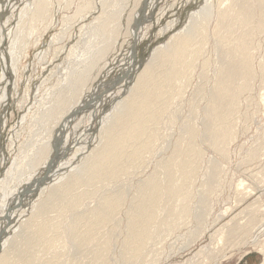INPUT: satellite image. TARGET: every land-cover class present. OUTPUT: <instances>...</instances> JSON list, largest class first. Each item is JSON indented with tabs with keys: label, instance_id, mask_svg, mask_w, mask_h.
Segmentation results:
<instances>
[{
	"label": "bare ground",
	"instance_id": "obj_1",
	"mask_svg": "<svg viewBox=\"0 0 264 264\" xmlns=\"http://www.w3.org/2000/svg\"><path fill=\"white\" fill-rule=\"evenodd\" d=\"M35 1L32 3L33 8L28 9L25 6L26 8L23 7V9L21 8L22 10H19L18 23L11 30L6 29V25L2 24L1 21L8 2H0V60H6V55L3 50L5 47L4 43L6 42L5 49L9 54L13 69L15 68L16 55L18 54L17 48L19 46L21 47L19 44L28 37L29 33H32L30 31H32L31 28L33 25L37 27V22L40 21L46 22L44 23L47 24L45 28L53 24L51 22L53 19L49 18L50 0ZM60 1L58 0V3L63 4ZM68 1L66 2L67 4ZM131 1L96 0L93 2L96 6L99 5V8L101 6V10L99 9L100 15L97 18L95 17V23L87 26L81 24V28L79 27V31H83L84 29L88 30L89 32L86 31L87 33H85L88 36L86 35L87 38L84 36V40L81 43L77 40L80 44L77 42L76 45L71 46L66 60L68 61V66L67 72L64 71L66 72L64 73V79L61 81L60 77V81L58 79L59 83H56L57 86L55 85V89H52L53 91L56 90L57 94L55 100L52 98L55 94L50 97L54 101H52L53 104L48 105L49 108L47 106L46 110L43 108L45 105L41 107L45 111H42L43 113L41 112L42 114L40 116L38 115L39 117L36 121H30L32 124L35 122L38 125L40 124V131L39 129V132L37 130L33 131L34 129H32L31 134H29L30 137L27 139L29 142L27 141L25 145L19 148V153H17L19 154L18 157L15 160L13 158L14 162L5 173L3 179L0 180V190L4 194L3 201L2 203L0 202L1 230L6 225L9 217H11L10 213L13 206L21 203L35 188L50 182L52 176L61 164V157L65 154L64 146L68 139V129L73 121H75V118H77L76 116L86 110L91 111L99 105L104 93L108 91V88L112 84L127 81L128 78L121 77L127 72L128 68L133 67L136 63V49L140 30L139 17L143 10L151 11L155 2V0H134L135 2L132 4ZM54 2L55 4L57 3L56 0ZM82 2L85 3V0ZM90 2L86 1L84 5L82 3L83 6L81 5L82 7L77 9L78 11L73 16L75 18L74 22L77 17L84 18L86 13L93 11V6ZM130 2L132 7L130 6ZM71 4H68L67 7ZM214 4L213 0L201 1L197 9L188 14L186 24L182 30L178 34L170 37L164 45L155 48L145 70L138 77L136 85L130 89L126 100L117 105V113L109 120L106 132L100 139L99 147L97 145L98 148H94L97 150L95 152L93 150L88 157L83 158L76 165L75 173L65 183L55 187L54 194L51 195L52 198L49 200L51 202H47L38 207L37 213L32 216L34 217L33 220L28 223V231L26 234L21 233L13 237L11 250L4 251L0 257V264H77L79 261L77 259L83 256L85 257L87 254L92 256L89 259L91 263L86 259L89 255L85 258L89 264H92V262L93 264H111L109 260V251L112 245L110 237H114L115 234L111 232V234H105L103 231L112 228L116 232L122 229V219L118 220V212L120 213L124 206L128 208V211L125 212L127 219L125 218L126 226H124L125 232L127 233L124 234L126 237L124 241L122 240V244L119 243L121 244L120 247L122 246V252L120 251L121 257H119L121 260L119 261H123L124 264H143L146 260L148 261L150 255L148 248L151 242L154 241V237H161L164 233L162 230L165 226L167 231H172L178 227L177 223L175 224V220L187 218L190 215V211L193 210L191 206L193 203L191 201L193 193L191 190L192 187L190 188L189 186H193L194 183L192 182L191 184V181L197 178L196 163L201 160V152L198 150L199 147L196 144V139L200 136V133L193 124L187 125V132L185 131L191 135L188 143V151L186 153L180 152V144H177L173 155L161 165V168L165 171V177L172 179L170 181L171 184L167 185L165 183L168 180L166 181V179L162 178V173L159 171L153 172L154 174L149 179H146L147 181L145 180V182L143 181L144 183H140V187L135 194L136 197H134L130 204H127L128 194L131 193L130 188L122 193L109 190V185L117 184L123 177H131L134 174L132 173L134 170L139 169L144 163L146 164L144 157L157 152L158 142L160 140V125L167 118L172 101L181 94L179 81L185 78L188 70L193 67V60L202 51L201 44L209 40L208 26L214 16L217 17L215 18L217 19V26L215 25L216 28H213L215 31L212 29L213 33L215 32L212 35L213 37L215 36L214 38L219 47L224 43L227 46L222 57L223 64L217 71L218 79L216 85L212 89L213 91L208 100L209 106L207 116H205V119L208 118V121L204 134L209 138V142L212 145L216 147L218 144L220 146L219 151L221 152L224 151V148L220 142L229 139V137L233 141L234 134H232L231 130L233 122L231 118L238 109V99L241 92L247 91L249 88L248 83L253 79L252 53L254 48L252 42L255 35V5H258L261 11V19L258 20L256 29L263 31L264 0H254V2L246 0H217V6H214ZM58 5L56 4V6ZM129 6L132 8L131 10H129ZM12 9H15V6ZM66 20L69 21L68 18ZM123 21L125 28H127L124 30L127 32L122 30V33L124 32L123 36H127V40L124 38L125 40L121 44L126 47V50L122 56L123 58L119 61L121 62V70L119 69L120 77L118 79L116 78L115 81L99 80L94 88L91 89L92 83L104 71L109 64L110 56L115 53L117 41L123 38L118 31L121 26L120 22L122 23ZM238 26H241L242 30L238 29ZM69 28H72V26ZM46 31H48L47 28L44 32ZM61 36L59 37L61 38ZM56 41L55 43H57ZM206 78L204 76V79ZM240 80H245L244 84L242 83L236 88L235 84ZM203 93L204 90L201 93L199 92L200 96ZM174 118H176L175 115L172 116L171 123L173 124ZM159 147L164 148L163 145H159ZM4 155L0 152V167H3L5 163ZM181 157L183 158V163H179ZM41 166L46 168L48 173L45 177L36 179V173ZM178 166L180 167L183 178L188 180L187 188L178 187L176 185L177 180H173L174 174H177L176 172L174 173V170ZM180 170L178 169L179 172ZM179 178L181 179V176ZM64 185H67V187H61ZM81 188H85V190L81 191ZM213 190L212 188L207 191L205 190L201 196V206L199 204L197 205L207 215L211 211L210 209L207 211V207L210 206L207 199H210L209 196L214 193ZM252 193L249 197L252 196ZM168 198L179 202L181 205L174 204V207L168 206L166 203V199ZM88 200H93L94 202L97 200L96 206L89 208L90 206L86 205ZM258 200L253 202L256 204ZM254 203L252 205L248 203L247 207L250 208L252 206L253 208L255 206ZM257 205L255 207L261 208V206ZM167 208H170L169 214L172 221L168 223L163 220L159 223L158 220L161 214ZM196 208H194V211ZM256 209L255 212L258 213ZM48 211L58 212V216L56 215L54 219L50 220ZM250 212H246L247 214L244 212V215L248 218ZM252 213L256 214L253 210ZM252 213L248 220L244 216L249 221L248 223H246L247 221L245 222L247 224L246 231V225H242L245 223H242L238 219L236 220L238 222L235 221L236 224L234 227L228 225L231 227L228 233L223 231L225 225L221 229H217L216 234L218 240L216 245L218 246L220 243L224 245L226 243L225 240L229 241V239L237 238L241 230H244L245 233L243 234L245 237L242 233L241 235L244 238L240 235L243 240V242L241 241L242 244L249 242L247 244H250V246L257 247L261 241L260 238H264V218L260 220V226L254 228L256 226L255 223L258 222L257 219H260L262 215L259 214L260 218H256V215L254 217ZM199 216H202V214ZM202 218L204 217L202 216ZM67 220L69 221L64 223ZM240 221L244 229L239 226L240 224H237ZM249 224L252 228L248 227ZM256 224L258 225V223ZM228 226H226V229ZM119 235L116 236L119 237ZM116 241L114 245L116 243L118 244ZM7 243L8 240L4 241V246ZM19 244L21 248L15 250L13 253L14 247H17ZM233 245H231L232 248H235L237 244L235 246ZM91 247L93 250L90 249ZM208 248L210 249L209 252ZM238 248L240 247L238 246ZM227 250L226 252L224 250L218 251V249L214 251L210 247H205L195 255L193 254L194 256L186 260L185 264H219L229 258V251L227 252ZM207 252L211 253L208 255ZM261 252L264 253V245L261 247ZM153 257H155L154 254ZM160 257L157 258L159 259ZM157 260H155L156 263L159 262ZM155 261L153 264H155Z\"/></svg>",
	"mask_w": 264,
	"mask_h": 264
},
{
	"label": "rangeland",
	"instance_id": "obj_2",
	"mask_svg": "<svg viewBox=\"0 0 264 264\" xmlns=\"http://www.w3.org/2000/svg\"><path fill=\"white\" fill-rule=\"evenodd\" d=\"M2 1H7L8 4L5 8L4 16L1 21L2 24L6 25V29L9 30L15 27L18 23L17 20L19 17L18 13H20L19 10H22L23 7L31 9L33 8L32 3L36 2L35 0H0V2ZM54 1L55 0H50V12L52 13L49 12L51 15H49V18L53 19L51 20V22H53V24H51L53 28L51 29V25L50 27L47 26L46 28L48 31L44 32L47 24H44L46 22L43 21L37 22V27L36 25H33L31 28L32 31H30L32 33L28 34L29 38L26 37L25 40L19 44L21 47L19 46L17 48L18 54L16 55L17 59L15 60L14 69L12 68L9 54L5 49L6 42L4 43L5 47L3 50L6 55V60H0V152L3 153V155L5 154V163L3 167H0V180L3 179L7 170L11 167L16 157H18L19 154L17 153H19V148L22 145H25L27 141L29 142L27 139H29V134H31L32 129H34L33 131H38V129L40 131V124L38 125L36 122L32 124L30 121H36V119H38V117L46 110L47 106L53 104L54 101L52 98L55 100L57 94L56 90H54V92L52 89L55 85L57 86L60 81V77L61 81L64 79V73L67 72L66 70L68 66V61L66 60L71 46L73 47V45H76L78 41L81 43L84 40V36L85 38H87L86 35L88 36V34H85L88 30L84 29L83 31H79V27L81 28L83 24V26H87L91 23H95L94 19L100 15L101 6L99 8V5L96 6L93 3L96 0H85V3L82 2L83 0H72L74 1L72 4L71 0H61L60 2L63 4L58 3V0H56V4H59L58 6L60 7L56 6ZM67 1L68 4H71L69 7H67ZM86 1H92L90 3L93 6V11L84 15V18L86 19L77 17V21L75 20L74 22V14L78 11L77 9L86 4ZM135 1L132 0V4H134ZM201 1L203 0H155L151 11L146 9L143 10L139 17L140 30L136 49V63L133 67L127 69L128 73L126 72L121 77L128 78L127 81H122V83L114 85L112 84L108 88V91L104 93L99 105L94 107L91 111L86 110L76 116L77 118H75V121H73L72 125L68 129V139L64 146L65 154L61 157V164L52 176L50 182L35 188L32 192H30L28 197L21 201V203L13 206L10 213L11 217H9V220L4 228L2 230L0 229V257L3 255L5 250H11V241L14 236H18L21 233H27L28 223L34 218L32 216L37 213L39 206L47 202H51L49 200L52 198L51 195L54 194L53 192L55 187L65 183V181L75 173L76 165L79 164L83 158L88 157L93 150L94 152L97 150L94 148L97 147V145L99 147V142L101 141L100 139L106 132L109 120L117 113V105L126 100L130 93V89L136 85L138 77L145 70L148 60L155 48H157V46L160 47L164 45L170 37L178 34L182 30L186 24L188 14L196 10ZM213 1L216 4H214V6H217V0ZM246 1L254 2V0ZM131 2L130 6L132 7ZM66 4L67 6H65ZM63 5L64 7L62 8ZM14 6L15 9H12ZM130 6L129 10L132 9ZM164 9L166 12H164ZM255 15V35L252 42V46L254 48L252 53L253 79L248 83L249 88L247 91L241 92L238 99V109L235 115L231 118L233 122L231 128L232 134H234V139H232L233 141H231V137H229V139L220 142L223 144L224 148V151L221 152L219 151L220 146L218 144L216 147L212 145L209 142V138L204 134L208 121V118L205 119L209 106L208 100L211 92L213 91L212 89H214L216 85L218 79L217 71L223 64L222 57L227 46V44L224 43L219 47L216 39L214 38L215 36L213 37L215 34V32L213 33V31H215L213 28H216L217 26V19H215L217 17L214 16L212 18L213 20L210 22L211 24L209 23L208 26L209 40L206 43L203 42L201 44L202 51L199 53L200 55L197 56L199 58L196 57L193 60V67L188 70L186 77L179 81L181 94L172 101L171 106L169 107L168 116L160 125V140L158 142L157 152L152 155L148 154L144 157L146 164L144 163L142 165L143 167L141 166L142 168L139 167V169L134 170V172H132L134 174H132L131 177H123L117 184L109 185V190L122 193L126 189L130 188L131 193L128 194L127 199V204H130L134 197H136L135 194L140 187V183L143 181L145 182V180L149 179L156 171L162 173L163 179H166V181L168 180L165 182L167 185L171 184L170 181H172V179H167V177H165V171L161 168V165L173 155L177 144H180V152L186 153L188 151V143L191 135L186 133L187 125L193 124V126L199 131L200 136L196 139V144L199 149H196L201 152V160L196 163L197 178H194L193 181H191V184L192 182L194 183L193 186H189L190 184L188 185L190 188L192 187L191 190L193 194L191 196V201H193V203L191 202V206L193 210L190 211L191 213H189L190 215L187 218L177 219V221L175 220V224L177 223L178 227L169 232L165 226L162 230L164 231L163 235L161 237L159 236V238L154 237L153 240L155 242L152 240L153 242H151L148 248V252L150 253L148 261L146 260L143 264H153L154 261L158 259L157 257L160 256L161 257L159 259L161 260L158 259L157 261L159 262L156 263L155 261V264H185L186 260L191 259L199 250L205 247H210L211 249H214V251H217V249L218 251L224 250V252L228 249L227 252L229 251V258L219 264H264V253L261 252V247L264 245V238H260L261 241L257 247L252 245L250 246V244H247L249 242L242 244L243 240L241 238V233L243 234L246 231V223L249 222L247 220L251 215L252 210L254 213H256V208V210H258V213H252V216L254 215L255 217L256 215V218H260V215H262L260 219H257L258 222L256 223H258V225L255 223L256 226L254 225V228H258V226H260V220L264 218V30L258 31L256 29L257 22L261 19V11L258 5H255ZM65 17L68 18L69 21L66 20ZM79 19L81 20L79 21ZM70 23L73 24L71 25ZM69 24L72 28H69L71 27ZM124 24V21L122 23L120 22L122 28L120 26L119 29H121H118L122 36L124 35L122 30L127 32L124 30L127 29ZM34 27L36 28L33 30ZM238 29L242 30V27L238 26ZM62 32H64V34H62ZM82 33L85 35H82ZM59 36H61V38ZM76 36H79L78 39ZM126 37L123 36V38H120L117 41V44L115 45V53L110 56L109 64L94 80L91 85V89L94 88L99 80L115 81L116 78L118 79V77H120L119 71L121 70V62L119 61L123 58L122 56L125 54L126 50V47L121 44L125 39L127 40ZM55 41L57 43H55ZM121 47L122 49H120ZM215 74L217 75L215 76ZM204 76L207 78L204 79ZM244 81H238L235 84V87L237 88L242 83L244 84ZM200 88L202 91L204 90V95L202 94V96L199 94V92H202ZM51 92L54 93L52 94ZM53 95L54 97L50 98ZM46 96L47 98H45ZM49 98L52 100L50 101ZM44 105L45 107H43ZM173 115L176 116V118H174V124L171 123ZM159 145H163L164 148H160ZM159 148L161 151L163 148V151L161 152ZM158 151L159 154L161 152L160 155L158 154ZM179 163H183L182 157L179 159ZM178 169L180 170L179 166L174 170V173L176 172L177 174H174L173 180H177L176 185L178 187L187 188L186 185L188 184V180L183 178L181 170L179 172ZM47 173L48 170L41 166L36 173V179L45 177ZM180 176L181 179L179 178ZM213 184L216 189L213 187ZM61 187L65 188L67 185ZM210 188L215 191L213 190L214 193H212V195L210 194L209 200L207 199L208 204L210 205L209 206L207 204L210 207H207V211H209V209L211 210L209 213L207 212L209 215V217H207L208 215L206 213L204 214L202 209L200 210V207L197 205H200L203 192L208 189L210 190ZM84 190L85 188H81V191ZM1 192L2 191L0 190V202L2 203L4 194ZM251 192H253L252 196L249 197ZM255 200H258L256 204L254 203ZM258 202L260 203L258 204ZM87 203L86 205H89V208H93L96 206L97 200L95 202L93 200H88ZM166 203L170 207H174V204L181 205L179 202L170 198L166 199ZM248 203L249 205L254 203L255 206L258 204L257 206H261V208L255 206H253V208L252 206L248 208ZM195 204L196 206H194ZM126 207L127 206H124L125 210H123V208L121 210L122 212H118V220L122 219V229L116 232L112 230V228L103 231L105 234L110 232L115 234L114 237H110L112 245L109 251V260L111 264H124L123 261H119L121 260L119 257H121L120 251L122 250V246L120 247V245L126 237L124 234L127 233L125 232L124 227L126 226L127 219V214L125 212L128 211V208ZM194 208H196L198 212L196 209L194 211ZM169 210L170 208H167V210L161 214L158 220L159 223L163 220L168 223L172 221ZM243 211L245 214H247L246 212L251 211L250 214L248 213V218L244 215ZM57 213L58 212L55 211H48L50 220L54 219L56 215L58 216ZM200 213L204 218L199 216L201 215ZM257 215L259 216L257 217ZM237 219L241 220L242 223L247 221L245 224H242L241 221L237 223L238 225L240 223L243 226L246 225L245 231L241 230L237 238H232L235 240H225L226 243L224 245H221L220 243V245L218 244L217 246L216 243L218 236L216 232L225 225L223 231L228 233L231 227H234L236 224L235 221ZM68 221L69 220L64 223H67ZM70 222L72 221L70 220ZM241 224L239 226H241ZM226 226H228L227 229ZM248 227L252 228L250 224ZM241 228L244 229L242 226ZM116 235H119V237ZM6 240H8V243L4 246V241ZM115 241L118 242V244L116 243L117 245H114ZM236 244L240 248H238ZM231 245H236L235 248L233 247L234 250ZM5 247L7 248L5 249ZM19 248H21L20 244L17 247H14L12 252L14 253V251ZM230 248L232 249L231 251ZM90 249L93 250L92 247ZM209 251L210 249L208 252ZM210 253H208V255ZM153 254L155 257H153ZM88 255L89 254H87V256ZM87 256L77 259L79 260L78 263H91L89 259H91L90 257L92 256Z\"/></svg>",
	"mask_w": 264,
	"mask_h": 264
}]
</instances>
